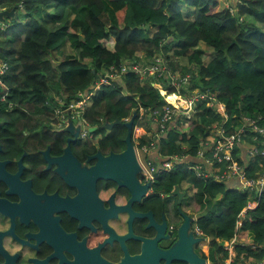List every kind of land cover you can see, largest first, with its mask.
I'll return each mask as SVG.
<instances>
[{
	"label": "trees",
	"instance_id": "obj_1",
	"mask_svg": "<svg viewBox=\"0 0 264 264\" xmlns=\"http://www.w3.org/2000/svg\"><path fill=\"white\" fill-rule=\"evenodd\" d=\"M106 1L115 18L111 25L102 19ZM13 9L15 15L3 20L7 28L0 27V62L11 67L3 78L9 94L8 101L0 103V118L9 123L13 136L49 130L61 119L56 109L68 108L70 100L91 86H97V94L81 112L97 127L91 135L102 137L104 151L125 150L129 132L138 147L149 146L158 126L161 136L153 142L161 156L194 159L214 124L226 136L237 133V121L242 124L245 117L264 126V0H0V10ZM80 9L86 10L84 19L76 15ZM157 57L167 59L172 71L189 73L190 90L212 92L224 113L206 100L191 118L180 113L161 132L153 119V113L167 105L160 90L142 84L135 72H122L128 62L146 58V68ZM179 58L188 60L187 71L177 64ZM162 85L177 91L168 82ZM58 98L67 104H58ZM8 105L13 109L7 111ZM117 120L119 125L105 128ZM139 126L155 136L136 138ZM54 135L72 137L58 130ZM252 135L248 130L246 140L260 150L261 140L253 142ZM239 147L233 157L246 179L263 175L264 159L253 152L242 158ZM225 168L219 166L218 175ZM157 181V192L168 194L176 186L186 192L185 208L199 215L197 225L210 239L213 264L228 258L218 241L233 239L238 241L235 260L264 261V193L231 187L226 178L214 175L198 178L179 164ZM250 204L254 207L245 210Z\"/></svg>",
	"mask_w": 264,
	"mask_h": 264
},
{
	"label": "flooded vegetation",
	"instance_id": "obj_2",
	"mask_svg": "<svg viewBox=\"0 0 264 264\" xmlns=\"http://www.w3.org/2000/svg\"><path fill=\"white\" fill-rule=\"evenodd\" d=\"M8 125L0 118V264H213L186 192L155 190L163 173L147 183L131 172L127 184L105 169L124 149L104 151L102 137H62L52 125L13 136Z\"/></svg>",
	"mask_w": 264,
	"mask_h": 264
},
{
	"label": "built area",
	"instance_id": "obj_3",
	"mask_svg": "<svg viewBox=\"0 0 264 264\" xmlns=\"http://www.w3.org/2000/svg\"><path fill=\"white\" fill-rule=\"evenodd\" d=\"M1 12V10H0ZM139 63H131L128 62L123 65L122 72L126 71H132L140 75L141 79L148 76L151 77L154 80H165V82H168V84L171 87H175L177 89L176 92H169L168 89H166L164 86H160L159 90L161 94L165 92L162 96L164 97L165 101L167 102V105L162 110H157L153 113V119L155 122L159 125L161 132L167 127V124L178 114L181 113V111H178L179 107L175 104H171L168 100V97L170 96H177L183 98V101L187 103L186 113H189V111H193L199 104H202L203 101H208L206 104L209 106L211 103V106L216 105L217 108L224 113L223 106L220 105L216 99L215 96L208 92H201L199 89L190 90L191 84V75L187 74L184 76H181L177 72H173L171 68L168 66L167 61L164 58L157 57L153 64L150 67L141 66L138 65ZM11 70V67L8 62H0V87L5 88V84L3 83V78L7 77L9 74V71ZM103 82L105 79L102 80ZM155 85V83L153 84ZM97 87V86H96ZM94 86V88H96ZM184 87L183 89H181ZM93 90V89H92ZM92 90H87L85 93L86 96H84V93H79L78 96L79 99L76 100V104L69 105V107L64 108H57L56 114H59L61 116V119L57 124L55 125V129L62 132L63 129L67 127L68 120L70 119L73 123L82 122L81 125V131L79 136L80 137H89L91 133L89 132V129L92 128L88 122L84 119V116H82V110L86 106V102L88 99H90L89 94ZM186 92L187 97H183L184 95L181 92ZM193 91V92H192ZM168 96V97H167ZM61 100V99H60ZM179 100V99H178ZM176 100V101H178ZM78 110L80 114L78 113L77 116H75L74 111ZM162 113V116H161ZM182 114V113H181ZM184 116V115H183ZM186 118H191V116H187ZM53 125V127H54ZM213 129H217L215 132L217 134V131H219V134H217L218 137H216L213 140H203L201 142V146L198 149L197 157L194 158V160H205L209 162V164H212L216 167V171L214 174H210L209 172L205 171L200 165L196 164H189L187 167L189 170L193 171L195 175L198 178H206L211 175H214L217 179L222 178H239L241 181H244L245 188L250 189H256L258 194L261 195L264 193V173L263 175L259 176L257 179H246L244 168L238 164V162L233 157V152L237 144H241L243 141L247 138V132L253 134L251 136V140L253 142L260 141L261 147L260 150L254 148L253 153L254 155H260L264 159V126H261L258 124V120L253 118H247L245 117L243 119V124L241 128H238L237 133L226 136L224 135V131L221 127H217V125L212 126ZM248 129V130H247ZM159 134L158 136H160ZM153 141H158V137L153 139ZM151 142L149 146H143V147H136L137 152V158L138 162L140 164V167L143 171V175L145 177V180L147 183H153L158 174L170 172L175 169V166L179 164L180 158L177 156L173 157H165L161 156L159 153L158 159H152L150 156V151L156 149L157 152L159 151V147L154 144V142ZM142 151L146 152L148 158L144 159L142 156ZM209 152L210 155L206 156V153ZM252 153V154H253ZM153 160L160 161L158 165H156V162H153ZM187 162V161H185ZM225 165V170L223 171L222 175H218L219 166ZM244 188V185H243ZM254 205H249L246 207L245 210L253 208ZM244 210V211H245ZM244 211L242 212V216L244 214ZM198 215V214H197ZM198 216H195V224H194V230L200 234L201 229L197 225V218ZM241 223H239L240 226ZM239 226L236 228V230L239 228ZM207 242H210V239L206 237ZM236 240V237H235ZM223 241V240H222ZM232 241H223L224 243L218 241L219 243H222L223 249L228 252V258L225 259L224 262L219 264H243V259L235 260L236 252H235V244L238 242ZM244 240L239 241L240 244H243ZM252 248H256L255 246ZM232 256L234 258H232ZM247 264V263H246ZM252 264V263H250ZM256 264H264V261H259Z\"/></svg>",
	"mask_w": 264,
	"mask_h": 264
},
{
	"label": "water",
	"instance_id": "obj_4",
	"mask_svg": "<svg viewBox=\"0 0 264 264\" xmlns=\"http://www.w3.org/2000/svg\"><path fill=\"white\" fill-rule=\"evenodd\" d=\"M14 15H15V9H13L12 11H3V12H0V19L4 20L5 17L14 16ZM132 122H133V120L130 123H128L129 131H131L130 127L132 125ZM120 123L121 122L117 120L110 125H106L105 128H107L108 130H111L114 126L119 125ZM68 124H69V126L66 127L65 129H63L62 132L70 133L72 135V137L79 136L80 131H81L82 122L80 121L79 124L76 127H74L75 125L69 119ZM95 131H97V127H92L89 129L90 133H93ZM126 145H127V147L122 153L111 154L106 159L105 169H108L109 171H111V173H113V172L117 173V175L119 177L123 178L127 184H132L133 180L136 179V176L129 177L125 174L131 173V172H134V173L138 172L140 174L142 169H141L140 164L138 162L136 146L132 142L130 132L126 137ZM99 168H101V167H99ZM99 168H97V169H99ZM142 174H143V172H142ZM173 194L178 196L179 198H181L182 196L185 195L183 192L180 191L179 186L175 187Z\"/></svg>",
	"mask_w": 264,
	"mask_h": 264
},
{
	"label": "rangeland",
	"instance_id": "obj_5",
	"mask_svg": "<svg viewBox=\"0 0 264 264\" xmlns=\"http://www.w3.org/2000/svg\"><path fill=\"white\" fill-rule=\"evenodd\" d=\"M106 4H107V7H106V9H105V11H104V13H103V15H102V19H103V21L105 22V23H107L108 25H111V24H113L114 23V20H115V18L113 17V13H112V9H111V7H110V5H109V3L106 1ZM76 12V15L79 17V18H81V19H84L85 18V13H86V10L85 9H80L79 11H75ZM7 28V27H6ZM68 46V45H67ZM68 48V47H67ZM66 52H69V50H67L66 49ZM147 59L146 58H141L139 61L140 62H138L139 64L138 65H141V66H146L147 65V63H149L150 61H146ZM177 64H179L180 66H182L181 68L183 69V70H185V71H187L188 70V68H189V63H188V60L187 59H185V58H179L178 59V63ZM179 71V72H178ZM177 73H179V74H181L182 73V70H181V72H180V70H177ZM92 91L90 92V94H89V97H90V99H88L87 100V102H86V105H87V103L88 102H91L92 100H91V98H93L96 94H97V89L98 88H94V87H92ZM193 91H195V90H193ZM192 91V92H193ZM163 94H165V92H163L162 93V95ZM182 94L184 95L183 97H187V96H190V95H187V93L186 92H182ZM211 94H213L212 92H211ZM214 95V94H213ZM84 96H86L85 95V93H84ZM164 96V95H163ZM168 97V96H167ZM174 97V98H173ZM171 98V100H178V101H176L175 103H172V102H170L171 104H175V105H177L178 107H179V109H178V111H181V113L185 116V117H187V116H192V114H193V111H194V109H193V111L191 110V111H189V113H186L187 112V110H186V107L184 106V107H182V105L180 104V101L181 100H183V98L182 97H180L179 95H177V96H171L170 97ZM58 101V104H60V105H65V104H67V103H65V101H63V100H60L59 98L57 99ZM207 101H208V99H207ZM76 104V100H74V99H72V100H70V102L67 104V105H75ZM209 106H211V103L209 104ZM57 110V109H56ZM78 113L80 114V112L78 111V110H75L74 111V114H75V116H77L78 115ZM75 126L74 127H76L78 124H79V122H77V123H73ZM242 124H243V122H242ZM242 124H241V121H237V125H238V127L239 128H241L242 127ZM57 126H58V124H57ZM69 126V124H67V127ZM144 134H149V132H146V130L144 129V128H140V126L139 127H137L136 128V131H135V137L136 138H139V137H141L142 135H144ZM217 134H219V131H217ZM159 135V132H157V136ZM149 136H151V138L152 137H154L155 136V134H152V135H150L149 134ZM156 136V137H157ZM214 134H212V135H210L209 136V139L210 140H213L214 139ZM244 142V141H243ZM240 146V145H239ZM250 152H251V149H250ZM248 155H250V153L248 154ZM142 156L144 157V159H147L148 158V156H147V154H146V152H143L142 151ZM181 160H184V161H187L186 159H184V157H181L180 158V161ZM139 177H140V179H142V178H144V176H143V174H142V171H141V173H140V175H139ZM243 182V185H244V187H245V183H244V181H242ZM239 188H243V186H240ZM238 188V189H239ZM220 242H222V243H224L223 241H221L220 240ZM209 243V242H208ZM235 257V256H234ZM233 256H232V258H234Z\"/></svg>",
	"mask_w": 264,
	"mask_h": 264
},
{
	"label": "crops",
	"instance_id": "obj_6",
	"mask_svg": "<svg viewBox=\"0 0 264 264\" xmlns=\"http://www.w3.org/2000/svg\"><path fill=\"white\" fill-rule=\"evenodd\" d=\"M232 1H238V0H232ZM166 61H167V63H168V60L167 59H165ZM168 66H169V64H168ZM170 67V66H169ZM173 72H177V71H173ZM179 74V73H178ZM182 74V73H181ZM180 74V75H181ZM189 74V73H188ZM187 75V74H186ZM190 75V74H189ZM182 76V75H181ZM143 79V83L142 84H147V83H151L152 84V86H154L155 88H158L159 89V87L160 86H163L162 84L165 82V80H159L160 82H158V80H154V79H152L151 77H148V76H146V77H144V78H142ZM146 80V81H145ZM155 83V85H153ZM92 87H94V86H91L88 90H92ZM164 98V97H163ZM165 100V99H164ZM167 103V102H166ZM213 128V127H212ZM154 132L156 133V136H157V132H159V134H160V131H159V128H158V126H154ZM212 134H214V139L217 137V134H216V132H215V130H211L210 131V135H212ZM151 135V134H150ZM210 135H208L206 138H204V140H210L209 139V136ZM161 136V135H160ZM250 149H251V152H250ZM253 149H254V146L253 145H251V143H250V141H247V140H245L244 142H242L241 144H240V147H239V154H241V156H242V158H245V157H247L248 156V154L249 153H251L252 154V151H253ZM150 156H151V158L152 159H158L160 156H159V154H158V152H157V150L156 149H154V150H152V151H150ZM178 157V156H177ZM179 158H181V157H179ZM184 159H186L187 160V162L186 163H188V162H190L191 164H196V163H198V164H196V165H200L205 171H207V172H209L210 174H214V172L216 171V167L214 166V165H212V164H209V162H207V161H205V160H200V162H198V160H196L195 162L196 163H192L193 162V160L194 159H192L191 157H189V156H184ZM227 182H228V184L231 186V187H234V188H239L240 186H243V182L239 179V178H235V177H231V178H228L227 179ZM198 216V215H197Z\"/></svg>",
	"mask_w": 264,
	"mask_h": 264
},
{
	"label": "clouds",
	"instance_id": "obj_7",
	"mask_svg": "<svg viewBox=\"0 0 264 264\" xmlns=\"http://www.w3.org/2000/svg\"><path fill=\"white\" fill-rule=\"evenodd\" d=\"M230 10H231L232 13L234 12L233 9H230ZM1 12H3V11L1 10ZM0 27H1V29H5V28L7 27V24L4 23V21L1 20V19H0ZM91 134H92V133H91ZM186 168H188V167L186 166Z\"/></svg>",
	"mask_w": 264,
	"mask_h": 264
},
{
	"label": "bare ground",
	"instance_id": "obj_8",
	"mask_svg": "<svg viewBox=\"0 0 264 264\" xmlns=\"http://www.w3.org/2000/svg\"><path fill=\"white\" fill-rule=\"evenodd\" d=\"M171 97V96H170ZM170 97H168V100L170 101V102H172V103H175L176 101L175 100H171V98ZM174 98V97H173ZM180 104L182 105V107H187V103L185 102V101H183V100H181L180 101Z\"/></svg>",
	"mask_w": 264,
	"mask_h": 264
}]
</instances>
